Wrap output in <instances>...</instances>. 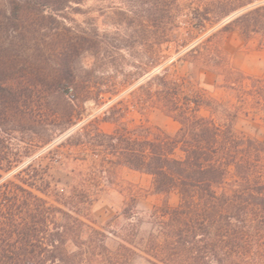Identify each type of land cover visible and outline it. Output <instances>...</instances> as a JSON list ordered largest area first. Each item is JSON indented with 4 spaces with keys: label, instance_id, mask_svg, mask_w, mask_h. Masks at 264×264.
Wrapping results in <instances>:
<instances>
[{
    "label": "trees",
    "instance_id": "trees-1",
    "mask_svg": "<svg viewBox=\"0 0 264 264\" xmlns=\"http://www.w3.org/2000/svg\"><path fill=\"white\" fill-rule=\"evenodd\" d=\"M80 2L5 0L10 13L0 21V129L37 132L50 116L41 106L76 81L74 62L81 51L92 55L97 68L103 59L113 63L123 57V50L142 39L148 43V60L144 67L136 64L134 51L131 63L151 73L159 65L156 47L178 38L183 25L187 36L197 39L220 24L186 55L217 70L231 92L220 99L186 81L158 77L156 88L143 89L137 104H160L180 123L174 135L145 123L132 130H97L96 140L119 163L151 176L155 193L179 196L175 205L164 200L154 206L146 231L136 204L126 205L122 215L128 224L115 249L108 246L103 227L71 208L88 203L82 193L77 201L62 194L51 202L37 192L47 194L51 185L32 164L16 173L18 182L1 181L0 264H90L98 259L134 264L138 256L146 264H264V138L235 126L241 115L264 123V75L236 72L218 43L231 30L246 40L264 39V0H120L123 17L113 33H101L95 18L82 33L61 29L65 16L60 20L57 12ZM107 92L112 99L121 90ZM97 95L104 99L102 86ZM110 119L105 114L103 120ZM1 153L0 169L10 172L1 164L6 159Z\"/></svg>",
    "mask_w": 264,
    "mask_h": 264
},
{
    "label": "rangeland",
    "instance_id": "rangeland-1",
    "mask_svg": "<svg viewBox=\"0 0 264 264\" xmlns=\"http://www.w3.org/2000/svg\"><path fill=\"white\" fill-rule=\"evenodd\" d=\"M119 1L86 0L82 4L81 0L80 3H73L71 7L57 12L60 20L65 16L60 28L70 27L82 33V28H89L91 18H95V25L101 33H113L117 30L115 22L123 17L117 8ZM184 1L180 0L182 3ZM9 13L5 0H0V21ZM219 25L209 26L197 39L188 37L183 25L178 38L156 47L160 56L159 65L147 74L131 63L134 51L138 54L136 64L144 67V62L148 60V43L142 39L136 42L134 48L123 50V57H115L113 63L109 62V58L103 59L97 68H94L96 60L92 55L88 52L82 54L81 51L74 62L76 81L71 84V88L64 87L62 92L50 96L49 104L41 106L40 111L50 116L44 125L38 127L37 132L0 129V151L6 156L1 164L4 168H12L10 172L0 169V182L7 179L18 182L16 173L32 164L50 182L47 194L37 192L51 202L56 203L62 194L77 201L76 194L82 193V199L88 203H75L71 208L106 230L107 244L111 249L123 242L119 235L128 224L122 215L126 205L136 204L143 220L141 229L148 230L149 215L154 206L164 200L175 205L179 201L178 194L172 192L165 196L155 193L150 175L119 163L108 146L99 144L95 134L98 129L111 133L116 127L132 130L145 123L174 135L180 123L160 104H137L143 89L150 85L156 88L155 82L163 76L169 80L186 81L190 88H203L213 97L227 98L231 89L226 86L223 76L193 55H186L189 48L204 40ZM180 39L185 40L187 46H183ZM5 40L6 46L11 36ZM218 43L236 72L247 76L264 75L263 38L256 36L246 40L238 30H231L222 34ZM101 86L104 99L97 95ZM116 89L121 90V93L110 99L111 94L107 90L115 92ZM105 114L113 119L104 121ZM235 126L264 138V123L258 119L241 115ZM22 176L26 177L25 173ZM35 180L37 184H42L41 179ZM90 264L107 263L98 259ZM134 264H146V260L138 256Z\"/></svg>",
    "mask_w": 264,
    "mask_h": 264
},
{
    "label": "built area",
    "instance_id": "built-area-1",
    "mask_svg": "<svg viewBox=\"0 0 264 264\" xmlns=\"http://www.w3.org/2000/svg\"><path fill=\"white\" fill-rule=\"evenodd\" d=\"M73 96V94H71Z\"/></svg>",
    "mask_w": 264,
    "mask_h": 264
}]
</instances>
